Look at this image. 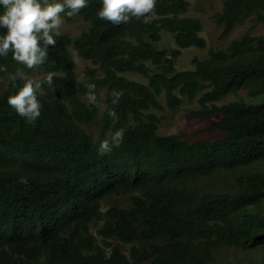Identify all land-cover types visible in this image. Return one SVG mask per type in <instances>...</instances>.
I'll use <instances>...</instances> for the list:
<instances>
[{
  "label": "trees",
  "instance_id": "obj_1",
  "mask_svg": "<svg viewBox=\"0 0 264 264\" xmlns=\"http://www.w3.org/2000/svg\"><path fill=\"white\" fill-rule=\"evenodd\" d=\"M87 2L78 14L89 28L63 32L34 68L44 72L35 79L54 74L38 97L34 125L7 102L25 82L21 71L34 69L11 52L0 56V74L11 77L0 86V264H225L216 260L222 249L264 246V34L210 47L206 57H193V68H179L182 48L207 46L202 20L185 14L189 0H156L148 22L120 25L98 18L102 0ZM214 19L221 36L247 19L264 24V0H224ZM163 30L174 33L178 47L155 45ZM71 47L97 65L88 77L79 79ZM87 83L96 93L106 87L98 137L86 128L99 111L84 99ZM113 89L123 92L115 105ZM183 97H198L195 113L222 114L210 128L225 134L190 140L160 133L159 111L180 107ZM121 127L120 147L98 154L99 143ZM223 173L233 174L230 186H203ZM117 196L126 199L108 203Z\"/></svg>",
  "mask_w": 264,
  "mask_h": 264
},
{
  "label": "clouds",
  "instance_id": "obj_2",
  "mask_svg": "<svg viewBox=\"0 0 264 264\" xmlns=\"http://www.w3.org/2000/svg\"><path fill=\"white\" fill-rule=\"evenodd\" d=\"M3 11L0 12V28L6 32L0 34V56L12 53V59L28 69L38 68L45 63L49 47H55L57 37L63 35L64 16L73 17L88 7L87 0H0ZM156 0H102L98 18L113 25L128 23L132 18L148 22L154 12ZM53 73L42 80L23 76L24 84L16 94L8 97V104L29 124L34 125L41 116L42 104L38 97L45 94L44 85H53ZM87 100L103 111L98 100L96 84L87 83ZM123 96L122 90L113 89L112 104H118ZM108 115L115 125L119 117L115 109ZM125 128L121 127L109 134L108 139L99 143L98 154L104 155L123 143ZM21 183L27 179L21 177Z\"/></svg>",
  "mask_w": 264,
  "mask_h": 264
},
{
  "label": "rangeland",
  "instance_id": "obj_3",
  "mask_svg": "<svg viewBox=\"0 0 264 264\" xmlns=\"http://www.w3.org/2000/svg\"><path fill=\"white\" fill-rule=\"evenodd\" d=\"M190 5L185 12L186 15L199 17L202 20L203 29L201 35L207 39V46L205 48H198L196 46H190L182 48L180 55L177 58V67L179 68H193V57H206L208 50L212 48H225L234 39H239L247 34H264V24L254 23L252 19L245 20L242 24H239L232 32L226 36H221L223 26L216 23L214 14L217 11H221L224 0H189ZM90 21L86 20L82 15L77 14L73 19L68 20L64 17V23L62 25V32H67L72 35L81 33L88 29ZM160 49H170L178 47L175 42L174 33L163 30L162 38L155 44ZM71 52L75 61V71L79 79L88 77V70L90 68H98L89 59L80 56L77 51L71 47ZM148 63L155 67V65L148 61ZM44 72L34 69L32 72L21 71V75L29 76L31 79L40 77ZM101 70H97V75H101ZM130 78L148 81L147 77L139 72L128 71L123 72ZM11 79L9 76L0 74V86L4 87ZM246 94V90L238 91L227 95L217 103H224L232 99L239 98ZM87 100V94L83 95ZM97 96L100 102L103 104V109L106 104V87H100L97 89ZM88 101V100H87ZM89 102V101H88ZM165 104V101H164ZM199 107L198 97L193 99L183 97V101L178 108H170L165 105V108L159 111L160 122L159 132L162 134L179 133L183 134L185 138L190 140L197 139H213L222 137L224 131L216 128H210L213 125L220 123L224 116L222 114L216 115H201L195 113L193 110ZM103 111L99 109L97 116L92 124H87L86 128L89 132L93 133L95 137H98L101 132V119ZM233 174H220L214 176L202 184L206 188L210 189H223L232 184ZM128 196V195H127ZM126 199V196H117L108 201V203H121ZM93 228L99 226V221L92 224ZM126 251L129 250V244H123ZM216 260L220 263L230 264H264V246L251 249H243L238 247H229L222 249L216 253Z\"/></svg>",
  "mask_w": 264,
  "mask_h": 264
}]
</instances>
